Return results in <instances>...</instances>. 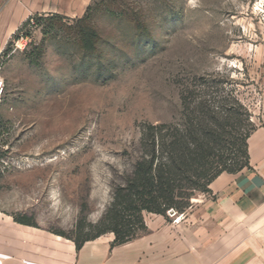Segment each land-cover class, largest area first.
I'll return each mask as SVG.
<instances>
[{
    "label": "rangeland",
    "instance_id": "1",
    "mask_svg": "<svg viewBox=\"0 0 264 264\" xmlns=\"http://www.w3.org/2000/svg\"><path fill=\"white\" fill-rule=\"evenodd\" d=\"M87 3L79 17L42 14L0 54L11 105L0 113V197L10 213L78 240L106 228L115 190L146 154L149 125L171 136L200 118L197 101L225 112L237 100L245 111L211 153L213 173L264 127V0ZM83 17L98 34L93 53L80 45Z\"/></svg>",
    "mask_w": 264,
    "mask_h": 264
},
{
    "label": "crops",
    "instance_id": "2",
    "mask_svg": "<svg viewBox=\"0 0 264 264\" xmlns=\"http://www.w3.org/2000/svg\"><path fill=\"white\" fill-rule=\"evenodd\" d=\"M26 2L0 0V54L31 15L79 17L88 5L32 0L28 9ZM10 108L5 98L0 113ZM247 153L248 167L218 175L179 218L146 213L145 231L118 246L108 233L77 249L72 238L7 211L2 196L0 264H264V127L250 134Z\"/></svg>",
    "mask_w": 264,
    "mask_h": 264
},
{
    "label": "trees",
    "instance_id": "3",
    "mask_svg": "<svg viewBox=\"0 0 264 264\" xmlns=\"http://www.w3.org/2000/svg\"><path fill=\"white\" fill-rule=\"evenodd\" d=\"M53 17L59 18L58 15ZM86 20L87 17H83L76 23L80 45L85 52L93 53L96 51L98 34L85 24ZM31 21L41 22V16H30L14 37ZM132 22L139 31L147 33L141 18L137 17ZM181 101L183 105L186 104L183 95ZM195 106L200 118L196 117L194 122L186 121L185 126L182 129L175 128L171 136H166L167 128L164 125L147 127L140 140L141 146L147 148L146 154L134 162L125 182L115 190L104 220L106 228L83 240L71 237L77 249L86 241L108 233L114 235L112 246L126 244L145 231L143 213L162 216H167L170 210L177 214L184 213L194 193L207 192V187L218 175L223 172L236 173L248 167L247 140L251 133L240 138V156L235 162L232 158L223 160L220 157L218 164L222 168L216 173L211 172L209 162L211 153L231 126L229 122L235 120L236 111L244 110L238 101L233 99L232 107L225 112L219 104L210 106L204 99L197 101ZM221 113L222 119L219 117Z\"/></svg>",
    "mask_w": 264,
    "mask_h": 264
},
{
    "label": "built area",
    "instance_id": "4",
    "mask_svg": "<svg viewBox=\"0 0 264 264\" xmlns=\"http://www.w3.org/2000/svg\"><path fill=\"white\" fill-rule=\"evenodd\" d=\"M2 65L0 64V108L3 106L4 102H5V98H6V95H7V88H6V83H5V80L4 78L2 77ZM169 212H167L168 214ZM175 215V213H174ZM172 215V216H174ZM180 217V216H179ZM178 217V218H179Z\"/></svg>",
    "mask_w": 264,
    "mask_h": 264
},
{
    "label": "water",
    "instance_id": "5",
    "mask_svg": "<svg viewBox=\"0 0 264 264\" xmlns=\"http://www.w3.org/2000/svg\"><path fill=\"white\" fill-rule=\"evenodd\" d=\"M168 215L172 216V215H174V212L172 210H170Z\"/></svg>",
    "mask_w": 264,
    "mask_h": 264
}]
</instances>
